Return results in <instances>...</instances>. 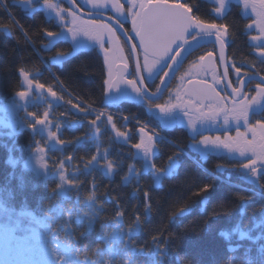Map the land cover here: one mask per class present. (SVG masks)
<instances>
[{"label": "snow or ice", "instance_id": "1", "mask_svg": "<svg viewBox=\"0 0 264 264\" xmlns=\"http://www.w3.org/2000/svg\"><path fill=\"white\" fill-rule=\"evenodd\" d=\"M20 2L31 15L43 10L48 21H55L59 27V31L42 28L45 50H51L59 41L71 40V50H58L51 58L52 63L62 64L82 49L98 50L103 61L101 83L105 107L96 108L72 97L71 93L68 96L72 98L65 99L66 89L58 77L55 85L61 88L60 92L53 84L40 81L39 70L18 69L19 90L5 108L10 106L17 113L23 111L24 116L10 125L12 130L5 135L14 138L25 129L31 132L29 159L24 167L34 164L38 176L45 181L53 180L49 192L53 203L42 215L27 210L26 206L17 211L15 190L9 185L0 189V232L3 233L0 264H135L134 255H148L146 246L136 241L153 210L151 194L142 189L141 181L147 177L153 186L161 187L164 180L177 174L184 149L174 143L176 151L167 157L166 166L158 167L159 145L165 138L151 127L150 121L139 120L134 113L116 115L107 110L123 100L146 107L150 118L158 120L162 128L186 129L190 138L188 147L198 154L200 162L211 157L226 161L214 165L213 175L225 168L234 170L264 196V183H261L264 180V0H210L211 18L201 14L196 0ZM234 5L239 9L238 15L247 19L242 31L251 41L250 56L255 60L245 57L237 61L234 54H228L236 39L232 29L238 24L225 21ZM0 6L7 10V0H0ZM8 17L10 23L0 21V30L10 35L11 29L16 28L31 40L10 11ZM126 23L131 27L126 28ZM206 45L211 47L193 56ZM253 81H257L254 86ZM30 103L45 106L42 111H29ZM61 106H66L65 110L57 113L55 109ZM133 121L134 130L129 127ZM85 126L86 131L81 135L61 138L65 130L75 131ZM107 132L112 134L111 141L130 146V162L121 177L122 185L131 187V195L138 200L142 196L143 200L144 219L134 206V220L127 229L124 228L126 206L120 196H113L106 187L100 192L96 179L99 174L111 181L124 169L121 154L118 152L113 157L109 148L103 146L102 137ZM36 136L40 139H35ZM134 136L138 139L133 143ZM82 145L94 148L90 156L75 154ZM67 148L73 151L65 156ZM12 151L13 147H9V152ZM52 152H59L60 158L50 156ZM7 163L15 167L18 161L9 155ZM81 177H90L87 190ZM17 179L23 182L22 176ZM10 181L11 176L9 184ZM212 188L213 184L204 183L195 195L208 193ZM81 191L85 193L83 197ZM73 195L75 206L65 207ZM237 198L242 203L250 199L244 195ZM106 201L114 203L117 210L111 219L100 223L101 245L89 256L88 250L77 247L75 240L95 230L106 210ZM201 204L206 205L207 201L202 200ZM190 211L191 206L184 205L173 216H184ZM259 211L264 216V205ZM215 215L214 210L213 218ZM220 235L226 237L227 233L222 231ZM239 235L241 239H251L245 231H239ZM160 239L159 235L151 238L153 251L149 264H163L168 238L163 243ZM256 240L259 246L254 255L239 260L226 258L225 264H264V234ZM119 247L124 249L123 255ZM102 252L106 255L102 256ZM181 260L183 264H191L182 257Z\"/></svg>", "mask_w": 264, "mask_h": 264}, {"label": "trees", "instance_id": "2", "mask_svg": "<svg viewBox=\"0 0 264 264\" xmlns=\"http://www.w3.org/2000/svg\"><path fill=\"white\" fill-rule=\"evenodd\" d=\"M196 3L200 6L201 14L211 18L209 10L213 5L210 0H196ZM7 5V10L0 6V21L10 23L8 17L10 11L12 17L28 32L31 40L26 39L24 33L16 28L11 29L10 35L0 30V103L10 102L14 93L19 90L18 69L26 67L33 71L39 70L40 81L45 84H53L60 92L61 88L55 85V78L58 77L66 89L63 93L65 99L78 97L93 104L96 108H104L101 83L103 61L98 50L94 48L82 49L76 55L64 60L62 64H54L51 62V58L56 55L58 50L65 52L71 50L72 42L62 40L57 42L51 50H45L43 43L46 42V37L41 30L47 27L52 31H59L55 21H48L43 10L36 11L34 15L29 14L20 0H7ZM233 21L238 24V27L232 29L236 36L235 43L231 46L232 53L236 59L247 57L251 60L250 41L242 31L245 23L235 10L231 11L229 18L230 24ZM68 93H71L72 97H69ZM65 107H59L61 112L65 110ZM107 110L116 115L134 113L137 119L150 121L151 127L162 133L165 140L163 144L159 145L160 152L156 159L158 167L166 166L167 157L176 151L173 147L174 143L180 144L184 149L177 174L164 180L161 187L153 186L147 177L141 181L142 189L148 190L151 194L153 210L144 224V231L136 237L137 244L146 246L148 255L140 253L134 255L132 259L135 264H149L153 251L151 238L157 235L160 236L161 243L165 237L168 238V248L163 264H183L181 257L190 261L191 264H225L226 258L243 259L247 257L250 247L254 250L258 248L256 237L264 234V216L259 211L260 206L264 205V196L259 194V189L255 185L242 179L240 173L228 168L222 172H215L213 175L214 165L217 162L226 161H222L219 157H211L208 161L200 162L198 154L188 147L190 143L188 131L179 126L163 129L159 121L150 118L146 107L125 100L112 105ZM120 124L121 121L118 120L117 125L120 126ZM135 126L134 121L129 125L133 130ZM84 131H86V126L75 131L65 130L62 138L71 139L73 136L81 135ZM111 135L110 132L104 134L102 137L103 146L110 147L113 157L118 152L121 154L125 162L124 169L118 171L111 181L99 174L96 175V179L100 184V192H103L106 187L113 196H120L121 203L126 206L124 228L127 229V226L134 220V206L144 219L143 200L142 196L138 200L131 195V187L122 185L121 177L126 171L127 163L130 162L128 153L131 149L128 145H120L111 141L109 139ZM31 139L32 134L27 129L14 138H0V189L9 185L15 190L17 211L26 206L27 210L42 215L46 207L53 203L49 194L53 180L45 181L36 174L33 167L25 168L21 164L13 167L7 163L9 155L13 158L18 157L20 146H30ZM35 139L39 140L40 136H36ZM136 139L138 137L134 136L133 143ZM9 147H13L11 153ZM72 151V148H67L63 155L66 156ZM93 151L94 148L91 145H82L76 149L75 154L78 157H88ZM60 155L59 152L50 153V156L57 159L60 158ZM49 163L51 164V161ZM139 166L137 164V167ZM21 176L23 182L17 179ZM81 179L86 181L85 190H87L89 187L87 180L90 177H81ZM204 183L213 184V188L208 193H203L200 196L195 195L197 188ZM261 183H264V180ZM84 194V191H81V197ZM238 195H244L250 199L246 203H242L237 198ZM202 200H206L207 204H201ZM184 205L191 206V211L184 216H173V213ZM73 206H75V195L65 203V207ZM105 208V212L101 214V221L95 224V230L75 240L77 247L88 250L89 256H92V253L101 245L100 223L111 219L117 210L114 203L107 201ZM214 210L215 218H213ZM236 229L247 232L251 239L247 237L241 239L239 231ZM222 231L227 233L226 237L220 235ZM230 247L234 249L231 252L228 250ZM177 251H179V257ZM119 253L120 255L124 254L122 247H119ZM101 255H106V252H102Z\"/></svg>", "mask_w": 264, "mask_h": 264}, {"label": "rangeland", "instance_id": "3", "mask_svg": "<svg viewBox=\"0 0 264 264\" xmlns=\"http://www.w3.org/2000/svg\"><path fill=\"white\" fill-rule=\"evenodd\" d=\"M69 41H71V40L69 39ZM6 104H10V102L8 101L5 103H0V138H3V139L5 137L9 138V136L5 135V133L10 132L12 130L10 125L16 123L17 121L22 119L24 116L23 111H20L19 113H17L10 106L6 109L5 108ZM44 106L45 105L43 103H39V104L30 103L29 104V111H36V110L42 111ZM55 111L57 113H59V111L57 109H55ZM5 125H9V127H6ZM11 145H13V144H11ZM31 147L34 148L35 146L31 145ZM20 148H23L24 151L23 152L19 151L18 157H14V159H16L18 161V163L16 165L21 164L22 166H24L25 161H27L29 159V146H26V147L20 146ZM107 148H109V150H110V147H107ZM14 149H16V148H14ZM49 155H50V153H49ZM29 167H33L35 169L34 164L30 165ZM239 231H242V230L240 229ZM2 249H3V233L0 232V250H2Z\"/></svg>", "mask_w": 264, "mask_h": 264}, {"label": "flooded vegetation", "instance_id": "4", "mask_svg": "<svg viewBox=\"0 0 264 264\" xmlns=\"http://www.w3.org/2000/svg\"><path fill=\"white\" fill-rule=\"evenodd\" d=\"M232 10H235V11H237V12L239 13V9H238L235 5L233 6V9H232ZM230 14H231V12L229 13V15H228V17H227V20L225 21L226 23H229ZM243 21H244L245 24L247 23V19H243ZM229 24H230V23H229ZM126 25H127V28H130V27H131L130 23H126ZM249 41H250V40H249ZM250 44H251V41H250ZM208 47H211V45H206L205 48H203V49H198L196 52L193 53V56H196V55L201 54V52L204 51V50H205L206 48H208ZM251 51H252V49L250 50V52H251ZM228 54H229V55H233L232 50H231V47L228 49ZM188 59L191 60L192 57L190 56ZM235 59H236V58H235ZM236 60H237V61H240L241 59H236ZM251 60H255V57H252V56H251ZM187 63H188V61H186L185 65H186ZM259 67H260V65L258 64V68H259ZM252 83H253V86H254V84L257 83V81H253Z\"/></svg>", "mask_w": 264, "mask_h": 264}, {"label": "bare ground", "instance_id": "5", "mask_svg": "<svg viewBox=\"0 0 264 264\" xmlns=\"http://www.w3.org/2000/svg\"><path fill=\"white\" fill-rule=\"evenodd\" d=\"M59 112H61V109L60 108H56ZM62 138V137H61Z\"/></svg>", "mask_w": 264, "mask_h": 264}, {"label": "water", "instance_id": "6", "mask_svg": "<svg viewBox=\"0 0 264 264\" xmlns=\"http://www.w3.org/2000/svg\"><path fill=\"white\" fill-rule=\"evenodd\" d=\"M125 27H126V26H125ZM126 28H127V27H126ZM186 61H187V60H186ZM186 61H185V62H186ZM185 62H184V63H185Z\"/></svg>", "mask_w": 264, "mask_h": 264}]
</instances>
